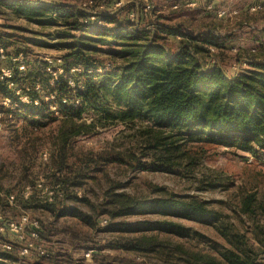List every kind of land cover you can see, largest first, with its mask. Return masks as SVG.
Here are the masks:
<instances>
[{
	"label": "rangeland",
	"instance_id": "rangeland-1",
	"mask_svg": "<svg viewBox=\"0 0 264 264\" xmlns=\"http://www.w3.org/2000/svg\"><path fill=\"white\" fill-rule=\"evenodd\" d=\"M30 1L77 8L97 25L113 26L97 17L114 15L148 34L156 24L196 38L203 33L216 45L193 41L187 48L204 68L218 66L229 77L252 68L249 61L264 47V9L242 10L251 0ZM74 36L59 24L0 11V37L8 43L0 44V82L21 103L51 101L55 111L42 127H31L10 119L13 100L0 92V264H232L236 257L264 264V151L182 134L195 129L157 136L151 120L118 115L124 107L109 85L101 88L100 107L86 103L78 117L67 118L54 103L82 105L72 80L82 70L62 59ZM180 41L159 42L171 54ZM36 62H44L49 84L70 78V99L46 94L40 82L15 84L14 70L23 76ZM31 90L39 98L32 100ZM114 193L140 203L111 216L104 202ZM196 205L202 212L191 210Z\"/></svg>",
	"mask_w": 264,
	"mask_h": 264
},
{
	"label": "trees",
	"instance_id": "trees-1",
	"mask_svg": "<svg viewBox=\"0 0 264 264\" xmlns=\"http://www.w3.org/2000/svg\"><path fill=\"white\" fill-rule=\"evenodd\" d=\"M31 2L0 0V11L2 14L9 12L27 21H34L41 26L59 24L68 31L79 33L71 43L64 45L66 51L62 59L66 68L75 66L82 70L74 73L78 79H72L76 86L75 96L81 99L82 105L71 106L59 99L54 103L57 111L67 118L78 117L85 110L86 103L100 107L101 88L109 85L112 95L118 101L117 105L124 107L118 115L121 118L143 116L151 120L152 127H157V136L167 130L175 133L195 129L192 133L182 134L189 139L195 135H205L203 139L208 142L236 146L254 155V146L264 151V47L257 58L249 61L252 68L229 77L218 66L204 68L187 48L188 43L193 41L216 45V42L213 43L203 33L196 38L191 34L167 29L168 27L165 29L163 25L155 23L152 26L156 29L148 34L143 29L126 27L127 24L115 19L114 15L98 16L97 20L114 24L108 27L89 22L88 15L77 8L60 9L52 4ZM262 4L263 10L264 0ZM171 36L180 37L182 41L178 51L167 54L159 41L164 42L166 37ZM0 44L8 45L1 37ZM105 45L109 48L99 47ZM111 46H118L120 49L110 48ZM15 52L18 53V50ZM104 55L114 64L117 61L122 63L118 66L105 63L101 58ZM98 70H102V73H97ZM17 73L15 69L12 77L16 85L22 82L21 85L25 83L31 86L40 82L46 94L71 98L68 90L70 78L58 77L49 84L44 62L34 63L23 76ZM5 85V82H0V92L5 97L11 96L14 104L8 110L10 119L21 120L31 127H42L54 118L55 111L50 109L51 101L40 99L38 105L21 103ZM29 94L31 99L39 98L34 90L29 91ZM157 136L154 135L153 138L156 140ZM67 180L64 178L62 185L66 186ZM139 203L136 197L125 193L110 194V198L104 202L113 207L109 211L111 216L127 213ZM44 207L54 211V204ZM191 210L202 212L203 209L196 205ZM194 258L196 262L203 260L202 256L195 255ZM212 261L208 259L207 262ZM232 264L253 263L236 257Z\"/></svg>",
	"mask_w": 264,
	"mask_h": 264
},
{
	"label": "crops",
	"instance_id": "crops-1",
	"mask_svg": "<svg viewBox=\"0 0 264 264\" xmlns=\"http://www.w3.org/2000/svg\"><path fill=\"white\" fill-rule=\"evenodd\" d=\"M229 1L230 0H224V4H228ZM222 2H223V0H222ZM262 3H263V0H251L248 3H245L243 5L242 10L245 11V10L248 9V10L253 11V12H259L263 8V4Z\"/></svg>",
	"mask_w": 264,
	"mask_h": 264
},
{
	"label": "built area",
	"instance_id": "built-area-1",
	"mask_svg": "<svg viewBox=\"0 0 264 264\" xmlns=\"http://www.w3.org/2000/svg\"><path fill=\"white\" fill-rule=\"evenodd\" d=\"M220 14H222V16L225 14V11H220ZM72 85V84H71ZM36 103V101H34Z\"/></svg>",
	"mask_w": 264,
	"mask_h": 264
}]
</instances>
